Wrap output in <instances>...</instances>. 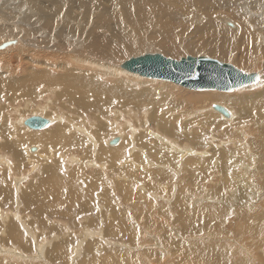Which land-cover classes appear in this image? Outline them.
<instances>
[{"label": "rangeland", "instance_id": "374dc122", "mask_svg": "<svg viewBox=\"0 0 264 264\" xmlns=\"http://www.w3.org/2000/svg\"><path fill=\"white\" fill-rule=\"evenodd\" d=\"M28 1L30 6L33 8V10H29V14L38 15L36 19H42L40 20L41 24L45 25L43 28L50 33L51 38L56 36V38H54L56 39V44L58 41L60 43V39L57 34L63 32V28L58 26V29H56V26L49 25L50 18L47 17V14H43L40 9L34 6V3L43 1ZM72 2L74 3V0H72ZM183 2L185 5L178 7L174 13L167 17H162L160 9L152 5L146 8L147 15H141L140 13L135 12V24L138 25L137 21H142V24L138 25V31L136 35V30L130 27V10L122 4L114 2L113 0L99 1L91 9L77 7L74 5L73 10L69 12L67 17L63 18V20L65 25L69 26V34L72 36L82 37L85 43L89 42V44H92L90 43L92 41L94 42L95 36L105 39L109 38L114 43H117V41L113 39V34L109 33L105 26L99 25L100 21L105 17L110 19V31H112L114 35L122 38L134 36V38L129 41L130 43H134V45L128 46L127 44H121L118 46L124 54L121 57L101 52L99 49H95V52L99 55L110 57L115 60L128 59L129 56H136L138 54H141L139 56H143L145 54H160L158 50H161L162 54L160 55L173 59H181L182 57H186L188 55L207 56L223 62L231 63L242 69L259 68L263 70L264 64L262 61L264 60V54H260V57L257 55V57L252 58L255 61L252 60L250 67H244L246 66L244 64L246 59L244 56L245 50H243V46H241L242 49L239 46L238 49L234 51L232 50L234 53L230 51V53L227 54L228 57L223 56V58L213 55L211 52H207L206 49L191 50L185 49L181 46L180 51H176L173 54L168 55L161 47H157L155 44L150 45V47L145 44V49L141 52L140 49L143 48H140L142 47L140 45H142L144 42L142 35L145 34L146 36H149L151 34L150 30H152V27L156 28L159 26L158 24L163 23L168 25L169 28L175 29V23H178L177 20L180 16L192 14L197 11V6H201V4H199L196 0H183ZM251 3L252 1L248 3L249 9L253 8ZM27 8L28 7H26L24 11H26ZM254 8L251 10L254 11ZM32 17L34 19V16ZM74 24L78 28H82L85 31L83 32L74 30V28H72V26L75 27ZM162 25L160 24V27ZM106 26H108V23H106ZM147 26L149 28H147ZM224 27L227 28L228 25H225ZM190 28L193 30L191 24L188 29L190 32L187 31V33L192 37V39L187 34H185V40L183 39L181 41V37L179 38L182 44H186L189 39H194L193 35L191 34L192 30ZM253 29L256 30V28ZM177 30L182 31L181 29ZM5 41L7 40H4L3 42ZM193 42L198 43L197 40H194ZM56 44L52 43L53 48L51 49L44 45H40L39 57L41 60L37 61L31 60L33 54L28 48L4 51L6 47L10 48V46L7 45L4 47L5 49L2 48L4 50L0 49V72H4L6 77L0 83V87L5 85L10 86L11 82L12 86L18 88L12 93H2L0 95V107H5L8 110H12L13 105L17 101L23 103L24 106L22 107H25V101L31 100L38 103L39 100L49 96L50 100L52 101V107L55 110L57 109L58 111L63 112L65 118L68 117L74 119L77 122L76 124L81 125L82 123L85 126L84 129H88L89 127L88 131H91L92 134L87 130L86 131L92 136H90V138H95L96 135L103 138L111 135L114 132V129H112V132H109L107 128L98 124L100 122L103 124V122H106V120L108 121L106 117H108L107 115L110 107H112V109L115 107H125L126 104L123 101L124 98L122 99L120 96L115 95L110 97L105 91L100 93H91V90L95 85H100L103 88L111 87L118 91L121 88H127L132 92H134V90L144 89L148 95L156 99L155 101H160L163 103V107L159 110V113L166 112L170 116L176 113L173 111L182 108L184 110L188 108L191 110L217 102L227 104L224 101L215 100L216 96H242L247 97V100L242 106L236 104H227L230 108L235 109V111L238 113V116L235 119L232 118V121L235 120L237 123L231 122V126L227 123V121L222 120V114L215 109L214 111L219 113L218 116H215L213 113H204L201 115L203 120L208 118L214 123L207 131L209 132L208 136L213 135L216 139H220L221 141H224V139L225 141L227 140L224 145L227 148L226 150L229 151V155H226L227 153L221 154L222 150L218 148L221 145H218L217 147L213 148H215L216 152L220 154L214 158L215 160L213 159L214 163L211 161L212 156L209 158V168L205 167L204 165L199 167L201 163H194V166L192 164L183 163L182 165L178 166L175 165V163H172L171 165V162L168 161V168L171 172L168 177L162 180L155 178L154 175L153 179L145 178L142 180H128L129 178H126L124 175L119 173L115 175V173H117L115 170L114 174L107 172L108 169H110L107 167L111 166V162L108 160V156L101 155V152L98 149L99 142L94 143L93 149V145L90 144L92 142L89 140L87 141V137L82 135V140L85 143L87 142V145H85L83 148L81 147L82 149L80 150L78 147H71V153L73 150L76 153L79 152L78 155L80 157H78L80 160L78 162L72 163L73 166H77L73 168H66L65 165L61 163V170L59 169L60 171H58L59 176L63 177L64 179L73 176L78 193L82 195H90L89 205L87 207H82L78 199L70 205L68 203L70 199V188L67 185H63L60 187L63 201L55 208V210L49 211L45 210L44 208L35 210L31 205L22 200L20 212L23 220L31 226L30 228H32V230L30 229V232H27L26 229L21 226V219L16 217L18 221V224H16L22 227L24 241L26 244H30L33 239L36 244L40 240L43 241L44 238H47L46 240H50L51 242L50 246L46 244L45 241H43V243L46 244V247L49 246V250L52 248L54 249L56 245H64L66 246L64 254L61 255L60 251L58 250L59 257L52 258L44 254L40 256L39 252H36L34 249H30L29 251L25 252L22 247L15 246V251H12L14 257L10 255H8L9 257H5V253L3 254L0 252V264H48V262L49 264H85L89 261L86 248L90 245V243H93L92 245L95 247L94 253L90 258L91 264H104V260L110 258L112 252L117 253V255L119 254L117 258L120 259L121 264H206L209 260V263L215 262L216 264L219 262H221V264H262L263 262L261 261H264V250H262V248L261 251L260 248L264 247V105L258 107L261 104L260 99L250 97V95L255 93V90L247 89L243 92L236 91L235 93H223L228 91L217 89H202L216 91H199L186 88L169 80L164 81H167L170 86L163 87L162 83L160 82L162 79L155 78V80H152V77H146L149 80L141 79L140 77L137 78L135 75L132 76V74H140L130 72L126 68L125 69L128 72L132 73L131 75L130 73L127 75H119L116 70H113L114 67L112 66H109V71H107L105 68L99 67L98 65H90L86 64L85 62H78L73 57L77 56L80 57V60H85V58L81 55V51H77L80 49V47H70L68 48V53L62 54L61 50L57 49L59 45ZM66 44L69 47L67 42ZM147 46L150 49H148ZM259 50L260 49H257V51ZM136 51H139V53L134 54ZM34 72L51 74L57 79L58 84L52 86L45 83L39 85L29 83V81L34 82ZM19 78L24 80L18 84L14 83L12 80ZM66 81H68V84ZM27 86L33 87L30 95L26 94L22 89L23 87H26L27 89ZM148 95L145 96L148 97ZM97 99L100 103H102L101 105H97L95 102L92 103V101ZM247 102L251 103L249 108L246 107ZM149 106L150 104L146 105V107ZM241 110H243L242 114L239 113ZM36 111L37 110L33 111L32 113H35ZM126 111L131 112L132 115L128 113L129 116H132L129 118L132 121L134 119L136 120L135 122H137H125V127L128 128V131L131 133V137H134V139H136V136L138 137V139L133 140L135 145L140 141L136 148L141 146L140 148L143 149L142 151H138L136 155L140 157H146L149 155L148 153L150 148H145V142L151 141L150 137L155 138L158 141L160 140L153 134L154 131L147 129L144 126H135V124L143 125L146 123L145 120L142 121L141 118L138 119V116H135L134 113L137 112V106H135L134 111H131L130 109ZM27 113L28 115L31 114L30 112ZM5 114L12 117L13 113L6 112ZM96 118H99V120H95ZM189 123L190 122H188L187 117H181L179 122V129H182L181 133L187 132L188 134H191L192 130L198 126V124L195 123L193 126L189 127ZM65 125L68 128H73V125L67 123V121ZM156 126H159L158 122H156ZM150 127H152L153 130L155 128L153 125H150ZM188 127L189 129H187ZM240 130L242 132L239 133L238 131ZM104 131L106 132L104 133ZM142 135H148L149 139L144 138L142 140L139 138ZM1 138L2 137H0V140ZM4 140L0 141V143ZM177 140L180 143H187L186 139L183 137H177ZM51 143L52 142H50V144ZM102 143L106 145L104 141ZM31 144L36 145L35 143ZM192 144L197 148L202 146L199 143ZM205 144H207V142ZM51 146H55V144L52 143ZM95 149L96 151H94ZM8 150L2 148V151H0L1 153H8ZM82 150L86 152L82 153ZM11 151L12 150H9L8 155L12 153ZM31 153H35V151H31ZM44 153L46 154V158L43 160L38 159L39 171L37 174L35 175L36 172L34 173L35 176L32 177L30 183H28L27 180L24 182L25 184L23 185L22 196L28 191L32 184L38 183L40 181L44 170L50 171L53 168L54 164L51 162V160H48L45 150ZM24 154L27 153L24 152ZM11 155L13 156V153ZM11 155L9 157H12ZM218 156H221L222 158L220 157V159ZM81 158L85 159L83 162L84 164L85 161L90 160L93 162L95 161V163L98 162L97 164L99 165L106 163V166L103 164L101 165L103 169L106 168V171L104 169V171L99 172V170L97 171L99 168H92L91 166V169L90 166L86 167L82 165L80 163ZM216 158L219 159V162ZM52 159H55L54 155H52ZM170 159L174 160L173 157ZM176 163H178V161ZM22 167L24 168L22 169L23 171L20 170L21 172H25L28 168H25V166ZM153 171L154 170H152V172ZM0 174H5L4 168L0 170ZM28 177H31V175H28ZM12 178L15 180V176L12 175ZM9 179L11 180L10 175ZM29 180L30 178L28 181ZM148 180L159 182V186L155 183H146ZM120 181L124 182V185L127 187L133 185V191L136 189V194L138 192H142L148 197L149 191L156 193L159 196L158 198L150 197L149 200H151L153 204H144L145 206H141V208H143L141 209L140 205H134V203L142 202V200H136L137 198L135 194H132L135 197H130V203V201L125 198V195L119 191L118 187L120 184L118 183ZM162 181L165 182L163 183L165 186H163ZM26 182L28 184H26ZM92 183H95V186H92ZM232 189L234 190L232 191ZM113 191V195L115 196L112 195ZM205 191L206 195H201V192L205 194ZM208 193H210V195ZM196 194H198V197ZM116 195L118 196L116 197ZM199 197L204 199H200L201 202L197 201L199 200ZM210 197L213 199L215 198L214 200L216 201H212V198ZM17 198L20 197H16V202ZM0 200H2V198H0ZM39 201L41 204H43L44 199L42 196H40ZM214 202L215 204H211ZM179 203H184L188 208L180 207ZM112 204L115 205L119 210L126 211L127 216H129L131 220L134 218L132 222L133 224L131 223L132 228L138 230L139 232V234L136 235V242L133 243L132 240L127 241L128 244L126 245V248L120 244L110 245L109 243L104 242L97 237H88L89 240H85L83 242L84 245L82 246L84 247L82 248L81 252L78 250L77 253L76 249L78 245L76 244L77 242H80L85 235L84 228H90L91 230L102 228L104 234H106L107 223L112 220L110 212ZM151 205L153 210L150 207ZM215 205L217 206L215 207ZM10 208L11 207H7L6 214L11 212ZM140 210L142 211L140 212ZM16 211L18 212V210ZM131 211L136 216H134ZM182 212H186L188 215L184 218L182 216ZM147 213L152 214L151 219H149L150 217H147ZM7 222L8 221L6 220V223ZM137 226L139 228L142 226L144 229H142V227L138 229ZM143 230H145V232H143ZM146 231L148 232L146 233ZM151 232L153 234H151ZM142 235L145 237L144 239ZM111 239H115L119 243L121 241L120 237H114ZM147 242L150 243L148 244ZM0 244L12 247L15 245L7 238L6 233L1 231ZM139 244L142 245L140 246ZM138 247H140L139 250H137ZM124 251H129L128 255H126ZM202 251L203 253L205 252V254H203ZM196 252L201 256L199 257ZM122 253L123 256H121ZM206 254L208 258L207 262L205 261L207 260ZM31 255H35L36 258L29 257ZM202 255H204L203 258ZM191 256H194L195 259L193 257L191 258ZM216 256H218V258ZM170 257H172V260L169 259ZM190 258L194 259L195 262L193 263L194 260H191ZM200 258L205 262H201Z\"/></svg>", "mask_w": 264, "mask_h": 264}, {"label": "bare ground", "instance_id": "6f19581e", "mask_svg": "<svg viewBox=\"0 0 264 264\" xmlns=\"http://www.w3.org/2000/svg\"><path fill=\"white\" fill-rule=\"evenodd\" d=\"M42 1L43 2L34 3V6L40 9L43 12V14H47V17L50 18L49 25L56 26V29H58V26L63 28L64 31L57 34L60 39V43L58 41L56 44L55 43L56 39H54L56 38V36L51 38L50 33L43 28L45 27V25L41 24L40 20L42 19L41 18H38V20L36 19L38 15L29 14V10H33V8L30 6V3L28 0H0V49L4 48L7 45L10 46V48L6 47V49L4 48L5 50L4 49L2 50L9 51L11 49L21 50L24 48H28L33 54V57L31 58V60L37 61V60H41V58L39 57L40 45H44L48 47L49 49L53 48L52 43L59 45L57 49L61 50L62 54L68 53V48L70 47L72 48L80 47V49H78L77 51H81V55L85 58V60H80V57H77V56L73 57L78 62H85L86 64H90V65H98L99 67L105 68L107 71H109V66H112L114 67L113 70H116V72L119 75H127L128 73L133 72L127 68L126 64L127 62H130L132 59L141 57L139 56L141 54H138L139 51H136L134 53V54H138L136 56L131 55L128 57V59H118V60L99 55L98 53L95 52V49H99L101 52H105V53H109V54H113L115 56L121 57L124 54H123V51L118 46H120L121 44H127L128 46L134 45V43L129 42L134 38V36L128 37V38H122V37H118L114 35V33L110 31L111 23H110L109 18H106V17L103 18L100 21L99 25L105 26L107 30L109 31V33L113 34V39H115L117 43H114L109 38L105 39V38H100L99 36H95L94 42L92 41L90 42L92 44H89V42L85 43L82 37L72 36L71 34L68 33L69 26L65 25L63 18H66L68 13L73 10L74 5H76L77 7L91 9L99 1H102V0H74V3L72 2V0H42ZM113 1L116 3L122 4L123 6H125L126 8L130 10L129 11V17L131 19L130 27L136 30L135 35L138 31V25L142 24V21H137L138 25L135 24V20H134L135 12H138L141 15H147L146 8L152 5L160 9L162 17H167V16H170L172 13H174L178 7L185 5L183 0H113ZM196 1L199 4H201V6H197L196 7L197 11L192 14H189L187 16H180L181 19L179 17V19L177 20L178 23H175V29L169 28L168 25L160 23L161 25L162 24L163 25L160 27V24H158L159 26L158 25L157 26L159 28L152 27V30H150L151 34L149 36H146L145 34H143L142 36L144 39V42H143L144 45L143 44L140 45L142 47L139 46L140 48H143V49H140V51L141 52L144 51L145 44L148 45L149 47L150 45L155 44L157 47H161L168 55H171L176 51H180V48L184 47L185 49H191V50L206 49L207 52H211L213 53V55L223 58V56L226 57L227 54L230 53V51L233 52L234 50L238 49L239 46L240 48L241 46H243V50H245L244 56L246 59L245 60L246 62H244V64L246 65L244 66L245 68L251 66L252 60H254L252 58L257 57V55H259L260 57V54H264V0H196ZM251 1H252L251 6L253 8L255 7L254 8L255 12L252 11L253 8H251L252 9L251 10L248 7V3ZM26 7L28 8L26 11H24ZM32 16H34V19ZM106 23H108V26H106ZM189 23L191 24V27H193V30L190 28L192 30L191 34L193 35V38H194L193 40H191L192 37L189 36L187 33L190 27ZM223 25L224 26L228 25V27L230 28L228 27L225 28ZM148 26L147 28H149ZM72 28H74V30H77V31H83V32L85 31L82 28H78L77 26L75 27L72 26ZM253 28H256V30H254ZM177 29H181L182 31H178ZM185 34L191 37V39H189V41H187L186 44H182L179 38L181 37V41H182L185 38L184 37ZM4 40H7V41L3 42ZM194 40H197L198 43H194L193 42ZM66 42L69 44V47L67 46ZM257 49H260L262 51L260 50L257 51ZM158 52L162 54L161 50H158ZM145 55H148V54H145ZM188 56H192V55H188ZM193 57H198V56H193ZM220 62L225 63L228 66H231L234 69L240 72H243L244 74L248 76L253 77L252 80L243 84V85H246V84L248 85L246 86L241 85L243 87L238 86L240 88L234 87L232 88L233 90L232 89L223 90L217 87H202V86L194 90L201 91L202 89H217V90H222V91H228V92H223V93H232V92L235 93L236 91L243 92L247 89H253L255 90V93L250 95V97L260 99L261 104L258 107L264 105V85H263L264 67H263V70L259 68L258 69L256 68L242 69V68L236 67L235 65L231 63H227L223 61H220ZM262 62L264 64V60ZM125 68L130 72H128ZM133 73H136V72H133ZM131 74L132 73H130V75ZM257 74H258V77H257ZM133 75H135V77L137 78L140 77L141 79H148L146 78L147 76L145 77L144 75L140 76L141 74L140 75L132 74V76ZM33 76H34L33 77L34 82L29 81V83H32L35 85L45 83V84L52 85V86L58 84L57 79L49 73L42 74L39 72H34ZM5 78H6L5 73L0 72V83ZM20 79L21 78L12 79V80L14 83L18 84L24 80V79H21V80ZM152 80H155V78L152 77ZM160 82L162 83L163 87L170 86V84L167 81L160 80ZM66 83L68 84V81H66ZM181 86H184V85H181ZM186 88L192 89L190 87H186ZM16 89L18 88L12 86L10 82V86L5 85L3 87H0V95L2 93H12ZM22 89L25 91L26 94L30 95L33 90V87L27 86V89L26 87H23ZM102 91H105L106 94L110 97L115 95V96H120L122 99L124 98L123 101L126 104L125 107H115L113 109L112 107H110V110L108 111V115H107L108 117H106L108 121L105 119L106 122H103V124L100 121H99L100 122L99 124L96 123L98 125H101L102 127L107 128L109 132H112V129H114L113 130L114 132L111 135L109 136L105 135L106 137H103V138L97 136L96 134H95L96 135L95 138L94 137L90 138L91 136L90 133L92 134V132L88 131L89 127L88 129H84L85 126L82 123L81 125L76 124L77 122L74 119H71L68 117L65 118V115L63 112L58 111L57 109L55 110L52 107V101L50 100L49 96H46L43 99L39 100L38 103L31 101V100L25 101L24 102L25 107H22L24 106L23 103L17 101L13 105L12 110H8L5 107H0V115H1L0 137L3 138V139L1 138L0 141L5 139L3 142L0 143V150L2 151V148L7 149V150L9 149V150H12L11 152L13 153V156H12L11 152H10L11 154L8 155L9 150H8V153H5V152L1 153L0 151V170L4 168V171H5V174H0V198H2V200H0V231L3 233H6L7 238L12 243L15 244L13 245V247L0 244V252L3 254L5 253L6 255L5 257H9L8 255L14 257V254L12 251H15L16 249L15 246L22 247L25 252L29 251L30 249H34L36 252H39L40 256L44 254L52 258L59 257V254H58L59 251L61 255L64 254V250H66V246L64 245H56L54 249L52 248L51 250H49V246L51 242L50 240L47 241L46 240L47 238H44L43 241H45V243L49 245L48 247H46V244L43 243V241L41 240L39 242L37 241L38 243L36 244L34 242V239L31 241L30 244L25 243L22 227H24L27 232H30V229L32 230V228H30L31 226L23 220L20 209H21L22 200H23L24 202L31 205L35 210H39L41 208H44L45 210H49V211L55 210V208L63 201V196L60 192V187L63 185H67L70 188V194H69L70 199L68 201L70 205L77 199L80 201L82 207H87L89 205L90 195L88 194L82 195L78 193L77 188L75 186L73 176H70L67 179H64L63 177L59 176V171L61 170V163H63L66 168L67 167L73 168L77 166V165L73 166L72 163L78 162L80 160L79 158L80 156L78 155L79 152L76 153L73 150V152L71 153V150H72L71 147L75 146V147H78L80 150L83 147H85V145H87L86 144L87 142L86 143L83 142L82 135H84V137H87V141L89 140L90 142H92L90 144L93 145V149H94V143L99 142L98 143L99 147L98 145L97 147L99 151L101 152V155L108 156V160H110L111 162L110 163L111 166L107 167V168H110L108 169L107 172H111L114 174V170H115L117 172L115 173V175L119 173L121 175H124L126 178H129L128 180H131V179L142 180L145 178L153 179L154 177L158 178L159 180H162L168 177L171 172L168 168V165H169L167 164L168 161L171 162V165L172 163H175V165H178V166L182 165L183 163H188L192 165L194 163H199V164L201 163L199 167L204 165L205 167L209 168V158L212 156L211 161H213V159L217 157L218 154H220L216 152L215 148H213V147H217L218 145H221L220 147H218L222 150L221 154L227 153L226 155H229L228 153L229 151L226 150L227 148L224 145V143L227 140L225 141L224 139V141H221L220 139H216L213 135L208 136L209 132L207 131L210 129V126L214 123L212 120H209L208 118H205L203 120L201 115L204 113H207V114L213 113L215 116H218L219 114L218 112H220L222 114L221 115L223 118L222 120L227 121V123L231 126V122L237 123V121L235 120L232 121V118L235 119L238 116V113L235 111V109L230 108L227 104H236V105L242 106L247 100V97H242V96H216L215 100L224 101L227 104L217 102V103L209 104L207 106L197 107L191 110L189 108L186 110L182 108V109L173 111L176 113L170 116L166 112L159 113L160 112L159 110L162 109L163 107V103L160 101H155L156 99L148 95L144 89L134 90V92H132L131 90H128L127 88H121L118 91L111 87L103 88L100 85H95L92 88L91 93H100ZM202 91H216V90H202ZM145 95H148V97ZM94 102L97 105L102 104L99 102L98 99L92 101V103ZM147 104H150V106L146 107ZM135 106H137V112L134 113L135 116H138V119L141 118L142 121L145 120L146 122L143 125L135 124V126H144L147 129L154 131L153 134L160 140L158 141L155 138L150 137L151 141L145 142L144 144L145 148L146 147L150 148V151L148 150L149 153L147 152L149 155L146 157L145 156L143 157L142 155H141L142 157L136 155L138 151L143 150L142 148H140L141 146L139 148H136L137 144H139L140 141L135 145V142H133V140L138 139V137L136 136L135 137L136 139H134V137L132 138L131 133L128 131V128L125 127V122L134 123L136 121L133 119L134 121L133 122L129 118L132 116L128 115V113L131 114V112L126 111L128 109H130L131 111H134ZM250 106H251V103L247 102L246 107L249 108ZM214 109L218 112L214 111ZM35 110L37 111L35 113H32ZM6 112H12L13 113L12 117L5 114ZM27 112H30L31 113L30 115L32 114H36V115L30 116L28 115ZM239 113L242 114L243 110L239 111ZM209 116L212 117L211 115ZM31 117H40L42 122L45 121V124L39 128L36 127L39 125L26 124L27 119ZM181 117L188 118V122H190L189 127L193 126L195 123L198 124L197 128L192 130L191 134H188L187 132L181 133L182 129H179L180 128L179 122L181 120ZM95 120H99V118L98 119L96 118ZM66 121L67 123L72 124L73 128L66 127L65 125ZM156 122L159 123L158 127L156 126ZM150 125H153L155 127L154 130L152 127H150ZM189 127L187 129H189ZM105 128H102V129H105ZM80 130L84 134H82ZM86 130L90 133H87ZM105 132L106 131H104V133ZM238 132L240 133L242 131L240 130ZM177 137L178 138L183 137L184 139H186L187 143L185 144L180 143L177 140ZM139 138H141L142 140L144 138L149 139V136L142 135ZM103 141L104 143H106V145L102 143ZM50 142L54 143L55 146H51L52 143L50 144ZM206 142L207 144H205ZM31 143H35L36 145H32ZM192 143H199L202 146L200 148H197L193 146ZM209 146H212V147H209ZM44 150L47 153L48 160H51V162L54 164L53 168L50 171L44 170L42 177L40 178V181L38 183L32 184L30 188L28 189V191L24 193L22 196L23 185L25 184L24 182L27 180V182L30 183L32 177H34L39 171V165H38L39 160L38 159L43 160L46 158V154L44 153ZM31 151L32 152L35 151V153H31ZM94 151H96V149ZM24 152H26L27 154H24ZM85 152L86 151L82 150V153H85ZM10 155L13 158L9 157ZM52 155L55 156V159H52ZM171 157H173L174 160H171L170 159ZM220 157L221 156H218V158ZM84 160H85L84 158H81L80 163L82 165L86 167L90 166V168L91 166L92 168H99L97 169V171L99 170V172L104 171V169L106 171V168L103 169L101 166L103 163L99 165L97 164L98 162L95 163V161L93 162L92 160H90V161H85V164H84L83 163ZM217 160L219 162V159ZM177 161L178 163H176ZM105 164L106 163H104L103 165ZM22 166H25V168L28 167L27 170L25 169L26 170L25 172L20 171L24 168ZM95 166H99V167H95ZM100 168H102L103 170ZM152 170L154 171L152 172ZM9 175L11 176V180L9 179ZM12 175L15 176V180L12 178ZM28 175L29 176L31 175V177H28ZM29 178L30 180L28 181ZM190 180H194V179H190ZM27 182L26 184H28ZM146 183H155L159 186V182L152 181V180H148ZM163 183L165 182L162 181V184ZM118 184H120V186L118 187L119 191L123 195H125V198L128 199L130 203H131L130 197L134 196L132 194L136 195V198H137L136 200L138 199L139 201L142 200V202L134 203L135 206L140 205V208L144 204L152 203V201L149 200L150 197L158 198L159 196L158 194L149 192L148 190H147L149 193L148 197L142 192H138L136 194L135 192L136 189H134L133 191L134 186L132 184H131L132 186L130 187L125 186L124 182H121V181ZM92 186H95V183H92ZM163 186L165 185L163 184ZM233 190L234 189H232V191ZM114 191L112 192V195L114 194ZM206 191H205V194L202 193L203 192L202 191L201 195L202 194L203 196L206 195ZM208 194L210 195V193ZM197 195L198 194H196V196ZM18 196L20 198H17V202H16V197ZM40 196H42L44 199L43 204H41L39 201ZM117 196L118 195H116V197ZM200 199L202 198L199 197V200L197 201H200ZM214 199L212 198V201H216ZM211 204H215V202ZM179 206L183 208H188L184 203H179ZM216 206L217 205H215V207ZM7 207H11L10 208L11 212H9L8 214H6ZM150 207L152 208V205ZM16 210H18L19 213ZM141 211L142 210H140V212ZM110 212H111L112 220L107 223L106 234H104L102 228H98L96 230H91L90 228H84L85 235L83 236L82 240L80 242H77L76 244L78 245L76 249L77 253H78V250L79 252H81L82 248L84 247L82 246L84 245L83 242L85 240H89L88 237H92V238L97 237L103 240L104 242L109 243L110 245L120 244L122 246H125L126 248H127L126 245L128 244L127 241L132 240L133 243L136 242V238H137L136 235L139 234V232L138 230H135L132 228V224H133L132 222L134 218H132L131 220L130 217L127 216L126 211L119 210L113 204H112ZM187 215L188 214L186 212H182V216L184 218ZM16 217L21 219L22 227L20 225L19 226L17 225L18 221ZM147 217H150L149 219H151L152 214L147 213ZM6 220L8 221L7 223H6ZM140 228L138 227V229ZM142 229L144 228L142 227ZM143 232H145V230H143ZM147 232L148 231H146V233ZM151 234L153 233L151 232ZM114 237H120V240H121L120 243L117 242L115 239L114 240L111 239ZM142 237L143 239L145 238L143 235ZM36 240H37V237H36ZM147 243L149 244L150 242H147ZM92 244L93 243H90V245L86 248L87 257L89 258V261L86 262L85 264H91L90 258L93 255L94 250H95V247ZM117 247H120V246H117ZM139 248L140 247H138L137 250H139ZM261 249L264 250V247H261L260 250ZM124 252L126 255H128L129 251L128 252L124 251ZM203 254H205V252ZM207 254H206V258H207ZM197 255L199 257L201 256L198 253ZM117 256H119V254L117 255V253L112 252L110 258L104 260V264H121L120 259L117 258ZM121 256H123V253ZM203 256L204 255H202V258ZM29 257L36 258L35 255H31ZM49 257H46V258H49ZM192 257L194 258V256H191V258ZM216 257L218 258V256ZM171 258L172 257H170L169 259ZM194 259H191V260H194ZM205 261L207 262L208 258ZM205 261H202L201 259V262H205ZM194 262L195 260L193 261V263ZM261 262L264 263L263 260ZM211 264H216V263L212 262ZM218 264H221V262H219Z\"/></svg>", "mask_w": 264, "mask_h": 264}, {"label": "water", "instance_id": "95a60500", "mask_svg": "<svg viewBox=\"0 0 264 264\" xmlns=\"http://www.w3.org/2000/svg\"><path fill=\"white\" fill-rule=\"evenodd\" d=\"M126 66L141 75L169 80L192 89L202 86L229 90L253 78L217 59L205 56L173 59L160 54H148L132 59ZM41 122L40 117H31L27 119L26 124L39 125L36 126L39 128L45 124V121L42 124Z\"/></svg>", "mask_w": 264, "mask_h": 264}]
</instances>
